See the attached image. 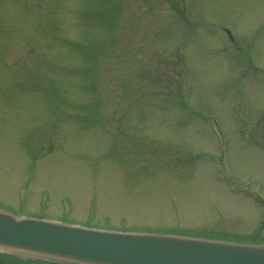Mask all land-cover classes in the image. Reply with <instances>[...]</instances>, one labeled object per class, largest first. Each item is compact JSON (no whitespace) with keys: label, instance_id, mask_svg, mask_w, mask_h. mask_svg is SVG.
Wrapping results in <instances>:
<instances>
[{"label":"rangeland","instance_id":"rangeland-1","mask_svg":"<svg viewBox=\"0 0 264 264\" xmlns=\"http://www.w3.org/2000/svg\"><path fill=\"white\" fill-rule=\"evenodd\" d=\"M168 2L0 0L2 207L16 211L28 195L22 213L57 219L63 202V217L80 224L234 238L256 229L264 0H174L188 24ZM223 26L236 48H223ZM214 123L229 177L252 201L203 156L218 152Z\"/></svg>","mask_w":264,"mask_h":264},{"label":"water","instance_id":"water-1","mask_svg":"<svg viewBox=\"0 0 264 264\" xmlns=\"http://www.w3.org/2000/svg\"><path fill=\"white\" fill-rule=\"evenodd\" d=\"M0 247L91 264H264V249L106 232L0 212Z\"/></svg>","mask_w":264,"mask_h":264},{"label":"bare ground","instance_id":"bare-ground-1","mask_svg":"<svg viewBox=\"0 0 264 264\" xmlns=\"http://www.w3.org/2000/svg\"><path fill=\"white\" fill-rule=\"evenodd\" d=\"M253 248H255L254 246H252Z\"/></svg>","mask_w":264,"mask_h":264}]
</instances>
